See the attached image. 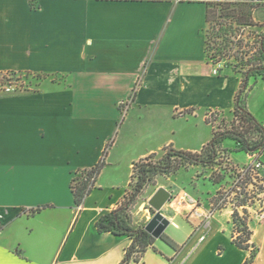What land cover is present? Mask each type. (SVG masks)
Wrapping results in <instances>:
<instances>
[{
	"label": "crops",
	"instance_id": "obj_1",
	"mask_svg": "<svg viewBox=\"0 0 264 264\" xmlns=\"http://www.w3.org/2000/svg\"><path fill=\"white\" fill-rule=\"evenodd\" d=\"M205 1L0 0V73L26 75L29 85L0 94V264H121L132 239L99 233L96 223L123 201L134 164L169 146L200 153L213 137L207 113L234 111L241 78L215 74L206 61ZM252 90L247 110L264 124L248 105ZM106 151L94 189L77 207L74 175ZM238 153L245 158L230 161L249 165ZM190 168L215 193L202 202L158 176L134 226L166 224V234L173 226L185 237L177 250L158 238L131 264H264V221L254 213L248 221L256 252L238 248L231 208L209 220L195 215L211 209L227 179L212 181L217 167L182 170ZM39 207L46 208L29 214Z\"/></svg>",
	"mask_w": 264,
	"mask_h": 264
},
{
	"label": "trees",
	"instance_id": "obj_2",
	"mask_svg": "<svg viewBox=\"0 0 264 264\" xmlns=\"http://www.w3.org/2000/svg\"><path fill=\"white\" fill-rule=\"evenodd\" d=\"M241 0H206V28L204 30L205 37V56L206 61L210 63L213 59H231L236 61L242 60L238 55H231L230 52L235 49V46L240 48L242 41H238L234 45L232 36L235 31H231L232 27L228 28L227 22L224 19H231L237 25H252L250 14L243 13L237 9H232V6L238 4ZM223 19V20H220ZM211 30V31H210ZM219 40L220 42H217ZM260 63H264V43L260 47ZM237 75L241 78V86L235 98L233 114L235 117H240L244 122L249 123L247 131H255L258 133V141L253 145L250 144L249 138L245 134L237 131H227L223 133L213 132L211 140L203 147L200 153H193L183 150H176L172 146L164 148V153L161 162H152L157 154L150 155L139 160L133 166V174L130 183V190L125 195L123 201L118 207L110 213L102 216L96 223L99 233H111L115 236H127L132 239V244L128 248L121 264L137 263L142 260L145 253L153 247L156 240L145 228L136 227L133 223V209L144 190L153 184L156 177L161 175H174L182 169L189 166L213 167L216 165L218 155L221 153V144L225 139H231L236 142L238 151L247 154L258 152L264 153V128L263 124L257 122L252 114L247 110L246 98L248 92L252 89L249 85L250 80L255 75H260L264 81V64L253 66L246 72ZM220 75L221 71H219ZM135 96V92L133 97ZM191 111L184 114H191ZM206 122L210 124L207 119ZM247 133V132H246ZM107 151L104 153V158L93 168L83 169L76 172L71 183V191L74 196V201L77 207L82 206L85 199L90 195L95 187L96 181L104 168ZM223 178L213 179L215 184L221 183ZM217 203L218 199H214ZM245 205V201L242 202ZM39 207L29 211L30 215H35L45 209ZM222 207L215 206L214 211L221 210ZM247 213V212H245ZM234 232L238 233V237H234L233 243L240 249L247 250L250 247L252 233L248 227V219H241L238 211H234L232 215ZM160 239L167 245L177 250L179 246L174 243L164 233Z\"/></svg>",
	"mask_w": 264,
	"mask_h": 264
},
{
	"label": "rangeland",
	"instance_id": "obj_3",
	"mask_svg": "<svg viewBox=\"0 0 264 264\" xmlns=\"http://www.w3.org/2000/svg\"><path fill=\"white\" fill-rule=\"evenodd\" d=\"M232 9H237L246 14H250V21L252 25H237L231 19H224L227 22V27H232L231 31H235V35L232 36V40L234 45H237L238 41H242V46L238 49L235 46V49L230 52L231 55H238L242 58V60L236 61L233 58H224V59H213L210 61V64L214 69H218L221 71L223 75L234 74H242L246 72L248 69L253 66L263 65L264 63H260V47L262 43H264V1H249V0H241L237 5L232 6ZM223 20V19H220ZM211 31V30H210ZM217 42H220L217 40ZM249 85L252 87V92L248 98V105H250L253 110H258V115L264 116V81L262 76L255 75L251 78ZM210 121V126L213 129V132L223 133L227 131H237L245 134L247 138H249L250 144H254L258 141V133L253 131H247L249 127V123L244 122L240 117H235L234 114H228L225 112H209L207 113L206 120ZM247 132V133H246ZM229 151V153H228ZM238 151V146L236 142L231 139L223 140L221 144V153L218 155V159L216 165L213 166L216 168V171L213 172L211 179H219L223 178L227 179L224 182L223 189L217 193V196L224 192V190H228L234 183L235 179L238 176V171L243 167L236 166L231 159H236V161H240V158H245L246 154L235 152ZM164 153L161 152L157 154V156L152 159V162H161L163 159ZM245 167V166H244ZM199 170L196 168H190L188 170H182L177 172L174 175H161L166 178H171V182L179 187V189L186 191L191 196L196 199L201 200L202 202H206L211 195L215 193V187L208 180H205L202 176L197 178V172ZM157 178V177H156ZM222 180V181H223ZM221 181V182H222ZM156 179L153 184L149 185L144 192L142 193L145 196L147 190H153L156 186ZM149 191V194H150ZM174 199V203H178L179 196L181 194L178 191H172ZM141 195V196H142ZM140 196V197H141ZM148 197V195H147ZM236 200V197H233ZM146 196L143 198H139L136 206L133 209L134 212L141 206L142 200L146 201ZM248 205L251 206V209L260 211L264 209V198H257L256 200H252L248 202ZM181 206V204L179 205ZM142 207V206H141ZM201 212V211H200ZM152 213V211H151ZM180 223L182 219H178ZM185 223V222H184ZM187 226V225H186ZM234 226V225H233ZM235 231V230H234ZM236 233V232H234ZM166 236H168L174 243L177 244V241H181L184 239L185 234L183 230L177 231L173 226L167 231V234L164 232ZM160 248H165L169 250V246L158 243L157 245ZM253 247L252 252H256L255 246ZM171 249V248H170Z\"/></svg>",
	"mask_w": 264,
	"mask_h": 264
},
{
	"label": "built area",
	"instance_id": "obj_4",
	"mask_svg": "<svg viewBox=\"0 0 264 264\" xmlns=\"http://www.w3.org/2000/svg\"><path fill=\"white\" fill-rule=\"evenodd\" d=\"M214 73L218 74L219 70L214 69ZM26 75L14 73V72H1L0 73V94L2 95H14L22 92H26L29 88V85L25 78ZM121 107L124 110V113L127 111V105L122 104ZM264 128V124H263ZM264 154V153H263ZM263 154L258 152L253 154H248L251 158L249 165L243 167L238 171V176L235 179L233 185L228 189L224 190L219 194L215 199H218V202H212L211 209L206 212L196 211L195 215L198 218H204L209 220L213 215L218 212L214 211L215 206L222 207L221 210L225 208H231L234 211H238L241 219L247 218L249 221L250 215L254 213L259 221H264V209L260 211L252 210L251 206L248 205V202L256 200L257 198H264V179L262 177V170L264 163L261 159ZM236 197V200L233 198ZM182 201L186 204L195 205V202L191 200L187 195L182 197ZM245 201V205H242ZM219 210V211H221ZM247 212V213H245ZM239 234L235 233V237H238ZM205 240V236H201L198 239L197 244L192 248L194 251L198 244Z\"/></svg>",
	"mask_w": 264,
	"mask_h": 264
},
{
	"label": "water",
	"instance_id": "obj_5",
	"mask_svg": "<svg viewBox=\"0 0 264 264\" xmlns=\"http://www.w3.org/2000/svg\"><path fill=\"white\" fill-rule=\"evenodd\" d=\"M166 228V224L160 228H155L154 225H150L146 228V230L156 239L160 238L161 234L164 232Z\"/></svg>",
	"mask_w": 264,
	"mask_h": 264
}]
</instances>
